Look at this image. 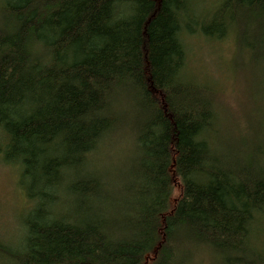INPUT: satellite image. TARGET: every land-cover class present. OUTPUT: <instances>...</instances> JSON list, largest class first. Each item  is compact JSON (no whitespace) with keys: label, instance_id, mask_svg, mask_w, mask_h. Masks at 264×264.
I'll return each mask as SVG.
<instances>
[{"label":"trees","instance_id":"obj_1","mask_svg":"<svg viewBox=\"0 0 264 264\" xmlns=\"http://www.w3.org/2000/svg\"><path fill=\"white\" fill-rule=\"evenodd\" d=\"M199 4L0 0V153L31 201L0 264H264V142L215 144L185 69L188 35L264 50V0Z\"/></svg>","mask_w":264,"mask_h":264},{"label":"rangeland","instance_id":"obj_2","mask_svg":"<svg viewBox=\"0 0 264 264\" xmlns=\"http://www.w3.org/2000/svg\"><path fill=\"white\" fill-rule=\"evenodd\" d=\"M220 2L200 0L197 16L208 18ZM256 38L257 35L250 33L241 48L235 32L220 40L208 39L202 34L188 35L185 40L188 48L186 76L199 86H208L212 92L217 113V133L213 141L224 146L226 142L240 145L242 151L251 143L264 142V50L251 48ZM1 138L0 131V151ZM21 175L20 167L6 164L0 153V242L5 244L16 245L22 238L24 216L31 206L20 187ZM179 192L180 185L176 184L174 199ZM257 223L264 238V217ZM196 258L192 264L218 262L204 249H200Z\"/></svg>","mask_w":264,"mask_h":264}]
</instances>
